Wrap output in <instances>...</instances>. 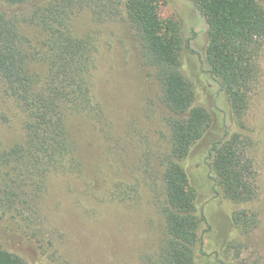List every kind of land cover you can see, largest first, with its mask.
<instances>
[{
    "label": "rangeland",
    "instance_id": "rangeland-1",
    "mask_svg": "<svg viewBox=\"0 0 264 264\" xmlns=\"http://www.w3.org/2000/svg\"><path fill=\"white\" fill-rule=\"evenodd\" d=\"M51 3L67 10L65 21L73 35L92 33L96 38L91 83L101 114L69 118L80 168L48 174L37 215L0 218V243L28 264H149L165 236L161 161L170 150L172 116L156 68L144 57L123 5L120 13L103 12L98 18L94 10L101 6L93 0H40L39 5ZM33 9L14 11L23 17ZM161 13L178 21L183 37L190 39L194 52L185 50L182 71L194 86L195 104L212 115L207 132L182 162L209 224L202 226L208 231L196 264H264V45L247 116L256 141L251 156L258 196L249 207L256 223L240 231L232 220L240 206L217 194L210 176L213 142L221 139L226 126L232 131L237 126L226 92L207 71V20L192 0H164ZM20 25L31 50L42 42L44 33L36 22L25 19ZM31 68L41 75L47 69L40 61L31 62ZM23 123L15 103L0 94V150L24 139Z\"/></svg>",
    "mask_w": 264,
    "mask_h": 264
},
{
    "label": "trees",
    "instance_id": "trees-1",
    "mask_svg": "<svg viewBox=\"0 0 264 264\" xmlns=\"http://www.w3.org/2000/svg\"><path fill=\"white\" fill-rule=\"evenodd\" d=\"M0 1L4 4L0 10V94L21 111L25 129L23 140L0 150V218L33 217L40 210L38 199L46 190L48 174L80 168L69 118L101 114L91 83L97 44L92 33L72 34L65 21L67 10L57 3ZM93 1L101 6L94 10L98 18L103 12L120 13L123 5L138 32L144 57L156 68L163 101L172 112L170 150L161 161L165 236L149 264H196L197 249L204 243L209 224L199 211L197 189L182 162L207 132L212 115L195 104L194 86L182 71L185 50L194 52L190 39L183 37L178 21L162 16L164 0ZM192 1L208 23L207 71L226 92L237 126L234 131L226 126L221 139L213 142L210 176L216 193L240 206L232 217L236 228L249 231L256 223L249 207L258 196V172L251 156L256 141L247 116L264 45V0ZM32 6L28 18L15 14L14 8ZM25 19L36 22L44 33L32 50L21 30ZM33 61L46 65L44 75L32 70ZM0 264L28 263L0 243Z\"/></svg>",
    "mask_w": 264,
    "mask_h": 264
}]
</instances>
